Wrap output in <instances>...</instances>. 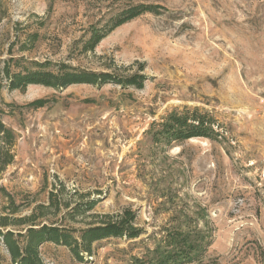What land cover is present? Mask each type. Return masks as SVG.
Returning <instances> with one entry per match:
<instances>
[{"label":"rangeland","instance_id":"rangeland-1","mask_svg":"<svg viewBox=\"0 0 264 264\" xmlns=\"http://www.w3.org/2000/svg\"><path fill=\"white\" fill-rule=\"evenodd\" d=\"M136 3L158 12L82 51L92 25L105 30ZM10 58L143 79L141 88L23 91L3 80L0 118L14 142L0 170V222L32 217L81 229L130 209L143 231L99 240L82 261L45 242L43 264H126L154 246L161 228L178 226L207 235L203 256L189 264H264V0H0V75ZM38 98L45 106L27 105ZM183 107L208 111L225 138L153 144L151 122ZM89 201L90 211L70 216ZM0 256L11 264L1 241Z\"/></svg>","mask_w":264,"mask_h":264},{"label":"trees","instance_id":"trees-1","mask_svg":"<svg viewBox=\"0 0 264 264\" xmlns=\"http://www.w3.org/2000/svg\"><path fill=\"white\" fill-rule=\"evenodd\" d=\"M146 12L157 13L158 6L144 3L131 4L112 16L107 29L99 30L93 25L89 28L87 39L82 41V51H93L97 44L115 27L120 26ZM10 61V63H9ZM4 64L0 75V89L3 80L7 88L23 91L28 85L38 84L53 89L66 88L72 84L142 87V76L139 74L119 75L109 71H94L74 66L66 62L51 60L29 61L22 64L21 59L10 58ZM12 62V65H11ZM20 68L12 71L11 67ZM46 99L38 98L27 105L33 108L45 106ZM217 120L206 110L198 107L173 108L160 118L152 121L145 133L155 145L170 146L191 138H206L218 140L225 138L219 130ZM14 142L12 129L5 126L0 118V170L11 163L12 154L9 147ZM5 159H2L1 156ZM85 209L77 204L70 216L90 211L94 201L84 203ZM32 217L18 218L16 223L1 218L0 241L7 250L11 264H43L39 255V247L45 242L66 246L77 261L84 259V254L90 255L92 245L109 237H124L135 239L143 231L137 226L136 213L130 209L112 219L98 223H90L81 229L61 226L58 224L35 223ZM27 226L17 231L8 228L9 225ZM162 235L152 248H148L141 256H132L126 264H189L199 261L207 244V235L201 230L182 229L181 227H163ZM0 264H4L0 256Z\"/></svg>","mask_w":264,"mask_h":264}]
</instances>
